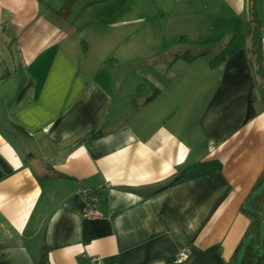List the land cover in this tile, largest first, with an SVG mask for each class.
I'll list each match as a JSON object with an SVG mask.
<instances>
[{
  "label": "crops",
  "instance_id": "crops-1",
  "mask_svg": "<svg viewBox=\"0 0 264 264\" xmlns=\"http://www.w3.org/2000/svg\"><path fill=\"white\" fill-rule=\"evenodd\" d=\"M103 1L0 0V264H228L250 244L264 255V208L247 235L264 198L249 0L216 1L233 39L224 56L170 53L147 93L160 90L135 98L112 83L106 33L81 14ZM83 189L101 218L84 217Z\"/></svg>",
  "mask_w": 264,
  "mask_h": 264
},
{
  "label": "rangeland",
  "instance_id": "rangeland-1",
  "mask_svg": "<svg viewBox=\"0 0 264 264\" xmlns=\"http://www.w3.org/2000/svg\"><path fill=\"white\" fill-rule=\"evenodd\" d=\"M216 1L219 0H105L81 14L85 19L95 20L94 30L105 31L104 47L110 54L107 62H119V66L111 71L114 81L111 82L118 90L127 92L126 95H135V98L138 94L150 96L160 90L157 86L152 93H147L154 83L156 65L168 63L166 56L170 53L175 52V56L183 53L196 60L206 58L210 61L224 56L228 41L233 39L225 38L230 22L226 20V11H217ZM238 34L243 32L238 31ZM241 40L248 41V38ZM102 45L98 37L92 48L97 52ZM94 57L98 64V54ZM198 69L193 70L196 72ZM174 71L180 74L178 69L174 68ZM194 71L190 79H197L198 74L195 75ZM122 83L125 86H121ZM212 88L208 85L203 93L197 92L199 99L193 104L197 108L190 120L197 119L202 97L208 102ZM262 191L264 187L258 196ZM243 250H240L243 253L238 261L228 264H241Z\"/></svg>",
  "mask_w": 264,
  "mask_h": 264
},
{
  "label": "trees",
  "instance_id": "trees-1",
  "mask_svg": "<svg viewBox=\"0 0 264 264\" xmlns=\"http://www.w3.org/2000/svg\"><path fill=\"white\" fill-rule=\"evenodd\" d=\"M257 0H249V23L247 29V35L251 41V48L249 50V54L251 56V62L253 66V70L255 73V78L258 79V90L262 97V102L264 103V66L263 64V53H262V38H261V22L257 13ZM72 1L68 4L70 5ZM263 177L259 181L261 183ZM250 210L253 211V214H250V218L252 220L249 225V229L247 231V235L256 234L259 231V224L261 218V212L264 208V198H259L250 203ZM242 244V243H241ZM242 246V245H241ZM240 246V247H241ZM245 254L241 261V264H264V255H259L258 251L255 248V245L250 244L245 247ZM239 251L237 250V254L235 258H237ZM46 261V255L44 256ZM44 261V262H45ZM46 263V262H45Z\"/></svg>",
  "mask_w": 264,
  "mask_h": 264
},
{
  "label": "built area",
  "instance_id": "built-area-1",
  "mask_svg": "<svg viewBox=\"0 0 264 264\" xmlns=\"http://www.w3.org/2000/svg\"><path fill=\"white\" fill-rule=\"evenodd\" d=\"M82 196L86 200V209L84 211V217L89 219H97L101 218L102 214L99 211L100 197L96 195V193L91 189H83ZM190 253L185 252L183 255L181 254L180 261H185L189 258ZM92 264H109L101 257H92Z\"/></svg>",
  "mask_w": 264,
  "mask_h": 264
}]
</instances>
